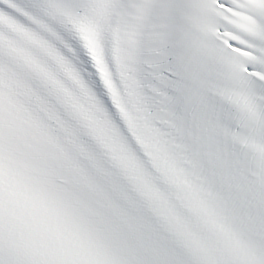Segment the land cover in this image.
<instances>
[{"label": "snow or ice", "instance_id": "snow-or-ice-1", "mask_svg": "<svg viewBox=\"0 0 264 264\" xmlns=\"http://www.w3.org/2000/svg\"><path fill=\"white\" fill-rule=\"evenodd\" d=\"M0 264H264V0H0Z\"/></svg>", "mask_w": 264, "mask_h": 264}]
</instances>
